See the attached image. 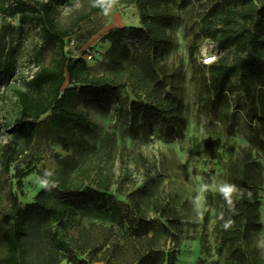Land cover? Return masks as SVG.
Here are the masks:
<instances>
[{"label":"rangeland","instance_id":"1","mask_svg":"<svg viewBox=\"0 0 264 264\" xmlns=\"http://www.w3.org/2000/svg\"><path fill=\"white\" fill-rule=\"evenodd\" d=\"M18 0H0V156L7 145H15L11 128L22 122L16 89L42 67L49 66L57 47L45 44L36 23L22 24L13 13ZM53 2L54 16L60 30L68 33L67 50L77 56L94 51L88 60L96 75L110 71L106 52L110 43L102 36L111 28L141 26L136 4L117 0L105 13L107 5L95 0H44ZM207 0H176L159 3L155 9L174 16V23L165 30L166 43L157 63L165 66L173 92L183 100L185 123L167 131L163 124L151 123L130 111L131 101L138 98L130 86L121 91V100L106 101L103 105H82L92 123L83 136L100 146L107 131L115 134L113 160L110 164L111 206L100 210L86 205L54 223L59 241L72 250L83 262L80 264H136L139 257L152 251L157 264H213L225 260L226 251L219 249L218 225L222 210L221 200L227 196L222 188L232 185L226 162L237 157L241 147L251 146L258 135L264 140V124L250 122L242 105L239 90L215 100L208 107L201 100L203 82L208 72L202 66L204 54L226 56L232 62V50L221 53L210 40L200 42L193 59L190 45L206 12ZM264 34V20L262 21ZM74 42L72 46L71 42ZM132 64L131 58L125 61ZM234 84H238L236 77ZM257 87L254 83L253 89ZM79 133V132H78ZM199 148L200 154H194ZM219 152L223 162L214 157ZM253 156L264 171V151L253 147ZM37 159V167L52 172L60 167L57 156H71L70 163H83L92 154L66 150L60 144H37L36 149L19 156L25 166ZM36 159V160H37ZM36 162V161H35ZM14 166V165H13ZM0 171V208H10L11 193L18 195L22 205L34 201L42 187L35 174L23 180L20 190L14 177ZM215 199L208 216V197ZM261 224L250 234V247L259 264H264V184ZM131 218H142L152 228L145 236H137L130 228ZM5 252L0 246V256ZM64 253L52 254L42 246H35L32 256L38 262L50 255L53 259ZM64 259L60 264H71Z\"/></svg>","mask_w":264,"mask_h":264},{"label":"trees","instance_id":"2","mask_svg":"<svg viewBox=\"0 0 264 264\" xmlns=\"http://www.w3.org/2000/svg\"><path fill=\"white\" fill-rule=\"evenodd\" d=\"M118 1L137 5L141 26L114 27L102 36L103 41L110 43L106 52L110 71L104 75L94 74L83 56L72 55L71 50L66 49L68 33L58 27L53 2L18 0L14 7L13 13L19 15L20 22L36 23L44 43L56 46L57 50L52 63L36 71L25 80L24 87L15 92L23 121L11 128L16 142L2 149L0 171L7 174L14 165V177L20 190H23V180L31 174H35L41 184L45 180L49 184L42 185L30 203L22 205L18 195L11 193L10 208H0V246L5 250L0 264H60L64 259L83 263L59 241L53 225L66 215H75L77 208L86 205L100 210L111 206L110 164L115 134L109 130L99 147L91 144L83 136L92 123L82 105H103L111 99L120 101L122 89L130 86L138 95L130 103L133 115L163 124L169 132L185 123L183 100L173 92L166 67L157 63L166 43L165 30L173 25L174 16L159 12L155 7L176 0ZM263 20L264 0H207L206 12L190 45L191 59L204 39L212 41L221 53L232 50L234 55L232 62L222 56L209 66L202 64L208 75L204 78L201 100L212 107L215 100L237 89L249 121L262 124ZM128 58L132 60L130 65L125 64ZM234 77L238 84H234ZM254 83L257 87L253 89ZM42 143L60 144L66 150L92 155L81 164L70 163L71 156H57L60 167L52 172L39 169L40 158L35 155L25 166L18 162L19 156ZM255 146L264 151V140L257 134L251 139V146L241 147L239 155L229 158L225 164L232 185L238 191L231 194V204L229 196L220 198L219 249L226 251L222 264H259L249 243L251 231L261 224L260 189L264 184L263 166L252 153ZM194 154H200L199 148ZM214 157L224 161L219 152H215ZM214 199L211 193L206 217ZM129 225L139 237L147 235L152 228L150 222L142 218H131ZM35 246H42L52 254L64 253L55 259L50 255L47 262L46 259L38 262L32 256ZM136 264H157V260L149 251L143 253Z\"/></svg>","mask_w":264,"mask_h":264},{"label":"clouds","instance_id":"3","mask_svg":"<svg viewBox=\"0 0 264 264\" xmlns=\"http://www.w3.org/2000/svg\"><path fill=\"white\" fill-rule=\"evenodd\" d=\"M117 2V0H95V3L97 4H101V5H107L104 8L105 13L109 12L111 10V7L113 5H115ZM49 181L45 180L42 181V185L43 186H48ZM54 186V185H53ZM222 191H224V193L229 196V203L231 204V194L234 192H237V188L235 187V185H226L222 188ZM228 225H225V227H227Z\"/></svg>","mask_w":264,"mask_h":264},{"label":"built area","instance_id":"4","mask_svg":"<svg viewBox=\"0 0 264 264\" xmlns=\"http://www.w3.org/2000/svg\"><path fill=\"white\" fill-rule=\"evenodd\" d=\"M71 44L73 46L74 42L72 41ZM83 53H84L83 58L86 61L91 60L94 57V51H92V50H87L86 52H83ZM77 56H81V54H78ZM201 61H202L203 65L209 66V65H211L217 61V55L212 54V53L204 54ZM73 264H76V263H73Z\"/></svg>","mask_w":264,"mask_h":264}]
</instances>
